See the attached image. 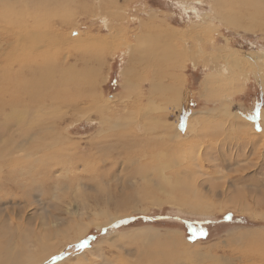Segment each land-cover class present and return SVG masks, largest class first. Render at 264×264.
Segmentation results:
<instances>
[{
    "label": "rangeland",
    "instance_id": "374dc122",
    "mask_svg": "<svg viewBox=\"0 0 264 264\" xmlns=\"http://www.w3.org/2000/svg\"><path fill=\"white\" fill-rule=\"evenodd\" d=\"M18 24L29 39L17 42ZM27 53L38 69L32 82L73 64L81 80L74 89L67 77L53 90L65 104L41 109L52 147L18 170L0 158L3 254L9 243L27 246L16 264L39 253L23 244L27 224L35 229L44 218L54 238L45 264H76L97 247L111 264H247L245 256L261 253L264 199L250 197L240 212L211 185H264V59L256 61L264 55V0H0L4 98L15 92L14 73L25 74L18 64ZM23 74L18 87L28 88ZM186 101L196 108L185 109ZM11 112L0 111V124ZM41 131L36 125L31 134ZM21 134L11 132L8 150L23 144ZM75 222L85 226L78 236ZM67 225L69 238L55 232ZM172 235L179 248L166 256Z\"/></svg>",
    "mask_w": 264,
    "mask_h": 264
},
{
    "label": "bare ground",
    "instance_id": "6f19581e",
    "mask_svg": "<svg viewBox=\"0 0 264 264\" xmlns=\"http://www.w3.org/2000/svg\"><path fill=\"white\" fill-rule=\"evenodd\" d=\"M261 1V0H260ZM244 3V1H243ZM235 4H239L238 3H235ZM21 22H25L24 20L21 21ZM106 23V22H105ZM17 24V23H16ZM22 24H18L17 26H15V29H17V42L18 40L20 39V41H24V40H27V38L29 39L28 35L31 34L32 32H30V30H28L27 33L26 30H24V27L21 26ZM30 26V25H28ZM10 28V27H9ZM29 29V28H28ZM252 29V28H251ZM24 30V32H22ZM23 33V34H22ZM24 34H26L27 36H25ZM9 35V34H8ZM168 35V34H167ZM166 34L163 35H158L159 37V40L161 42H163L165 44L166 41V38H169ZM15 36V35H14ZM33 36V35H32ZM7 37V36H6ZM16 37V36H15ZM172 39V38H171ZM138 42L137 43H140V37L139 39H137ZM164 40V41H163ZM169 45V44H168ZM2 46V45H1ZM26 46V45H25ZM165 46H167L165 44ZM139 47L140 46H133L132 48L131 47H128L130 49L129 52H133L135 53L136 51L138 52L139 51ZM128 52V53H129ZM31 54V53H29ZM28 53L27 54H24L22 59H23V63L21 62L22 59L20 60L19 58V62L20 64L16 63L19 65V68L20 70H25V74H22L23 75H27L29 76L28 78V82H30L32 85L28 88H20L18 87L19 84H21V82L19 83V76L22 75L20 74V71L14 73L15 75V78H17L18 80H16L14 83L11 84V82H9V89L13 88L15 90V92H11L10 94H7V97L4 98L3 96L5 95H0V111L6 109V110H12L11 113H5L7 115H5V118H4V123H1L0 124V129H1V132H2V136H3V139H2V142H0L1 144V149L0 148V158L1 161L3 160L4 163H3V166L4 167H7L9 168V165L14 167L15 169H20V167L22 168L25 164L24 162H21L25 159H30L32 156H34V153L38 152L44 148V150L46 148H50L52 147L51 144H46L44 143L43 141V138L44 137H47V139L51 138L52 139V136H49V129L45 126V124L43 122L38 121L37 119H42V117L44 116V114H41V109L43 108V106H46V108L49 107V105H55L56 103L57 104H63L65 102V98L67 96H64L62 99H59L58 96L59 94L57 93V90L56 91H53L55 90V88L57 87L58 84H62V85H65L67 84V82L65 81H68V78L67 77H70V76H73L72 81L71 82V86L70 87H73L74 89H77L79 87H75V86H78L79 83H78V80H81V77H80V74H79V71L76 70V64H73V66H71L67 71L65 72H62V74L60 73H55V74H52L51 76L49 77H45V76H42L41 74L38 75V79L33 81L30 79L32 75L35 76L36 74V69L37 67H35L36 69H34V67L32 68V66L30 64H32L34 62V57L30 59V56ZM133 54V53H132ZM129 55V54H128ZM137 56V55H136ZM32 57V56H31ZM130 57V56H129ZM132 57V56H131ZM264 59V55H258L256 61H258L257 63H259L260 60H263ZM136 60V59H135ZM31 61V62H30ZM134 61V60H132ZM255 61V62H256ZM262 62V61H261ZM78 63V62H77ZM34 65V64H32ZM236 66V65H235ZM225 67V66H224ZM18 68V67H17ZM40 69V68H39ZM38 70V69H37ZM42 71V70H41ZM50 71V70H49ZM222 72V71H221ZM33 73V74H31ZM12 75V73H11ZM55 75H62L60 76L61 78L60 79H56V76ZM33 77V76H32ZM35 79V78H34ZM21 80V79H20ZM86 80V79H85ZM24 81V80H23ZM69 84V83H68ZM86 84V83H85ZM7 84H5V87H6ZM75 85V86H74ZM8 86V85H7ZM80 86V85H79ZM2 87V86H1ZM27 87V85H26ZM66 87V86H65ZM39 88H42L43 91H41ZM1 89V88H0ZM5 89V88H4ZM8 89V91H10ZM70 89V88H69ZM7 89H5L6 91ZM45 90V91H44ZM47 90V91H46ZM35 91V95H34V92ZM50 92L52 93V96L51 98L49 99V97L47 96V92ZM174 91V89H173ZM2 92V91H1ZM171 92V91H170ZM175 92V91H174ZM178 94V92L176 93ZM34 95V96H33ZM33 96V98H32ZM173 96V95H172ZM177 97V96H176ZM174 98V97H173ZM63 100V101H62ZM47 101H49L50 103L47 104ZM40 102H42V104H40ZM67 103V102H66ZM65 104V103H64ZM73 105H76L78 103H71ZM73 105L71 107H73ZM19 107V108H18ZM39 108V110H38ZM45 108H43L42 110H44ZM46 111V110H45ZM44 111V112H45ZM32 113H35L32 118H30V122L29 120L27 119L29 117V114H32ZM43 113V112H42ZM2 115V114H1ZM4 115V113H3ZM2 115V116H3ZM1 119V118H0ZM3 120V118H2ZM10 121V123H8ZM3 122V121H2ZM15 125V127H14ZM40 126V127H43L45 128V131H41V132H38V136L34 137L35 133L31 134V131L33 130V128L35 126ZM189 126V125H188ZM16 127L17 129H19V131L22 133L21 135H23L24 137V141H21V143L23 142L22 145H20L18 142L19 145H16V143H14V146L12 148V150H8L7 149V146L8 144H10L9 142L13 143V140L10 138L11 136V132L15 131L16 130ZM119 127V126H118ZM122 127V126H121ZM124 128V127H123ZM126 128V127H125ZM52 130V128H50ZM122 129V128H121ZM1 134V133H0ZM37 134V133H36ZM172 134V133H171ZM170 134V135H171ZM169 135V133H168ZM175 137V135H174ZM22 139V138H21ZM34 139H37L38 140V143L36 145H32L30 142ZM172 140H174L175 138H171ZM39 140H42L41 142ZM179 140V139H177ZM59 141L56 139V141H53L56 145V142ZM134 141V140H132ZM43 142V143H42ZM174 142V141H172ZM120 143V142H119ZM125 143H129L128 141L125 142ZM133 143V142H132ZM171 143V141H170ZM175 143V142H174ZM112 144V143H111ZM103 145V144H101ZM121 146H126V144H120ZM129 145H131L129 143ZM173 145V144H172ZM127 147V146H126ZM25 148H28L29 150L28 151H25ZM130 148V147H129ZM122 149L126 150L125 147H123ZM127 151V150H126ZM129 151V150H128ZM18 153H21L22 155H20V157H15V154H18ZM6 157H8V159H6ZM14 157V158H13ZM134 157V156H133ZM136 157V156H135ZM13 158V159H11ZM129 159V158H128ZM141 159V158H140ZM194 159V158H193ZM35 160V159H34ZM39 161V160H38ZM38 161H34V162H38ZM42 161V160H41ZM40 161V162H41ZM68 161V160H67ZM128 161V160H127ZM138 161V159H137ZM197 161V158L193 161L196 162ZM200 161V160H199ZM33 162V163H34ZM71 163V162H69ZM131 164V162H129ZM137 163V162H136ZM41 164V163H39ZM128 164V163H127ZM51 165V164H50ZM196 165V163H195ZM35 167V166H34ZM201 168V166L199 167ZM139 169V168H138ZM28 170L31 171V167L28 168ZM23 171V170H21ZM139 171V170H138ZM67 173L69 172V170L66 171ZM201 172V171H199ZM188 173L189 172H183V174L185 176H188ZM190 174V173H189ZM162 175V173H161ZM221 176V175H220ZM226 176V175H225ZM224 176V178H225ZM162 179V178H161ZM164 179L165 180H169V177L167 176H164ZM113 182V181H112ZM156 185V184H155ZM211 186H216V188H220L222 187V191L225 192L227 194V196L229 195V201L232 202L233 204L237 205V209L240 211V212H248V209H249V206H250V197L253 196L252 201L254 204H257L258 203V200H260L261 198L264 199V185H260V186H247V185H241L239 186L238 185H231V186H228V183H222V184H216V183H213ZM87 187V186H86ZM231 189V191H229V189ZM84 189V188H83ZM217 190V189H216ZM257 201V202H256ZM155 205L158 203V202H154ZM159 204V203H158ZM260 206V205H259ZM257 207V206H256ZM21 209V208H20ZM103 212V211H101ZM257 212V211H256ZM69 215V213H67ZM257 214V213H256ZM5 216V215H4ZM13 218V217H12ZM9 219L8 217V220H10L7 224H11L13 223V219ZM20 220V219H19ZM62 220V219H61ZM60 220V221H61ZM17 221V220H16ZM15 221V222H16ZM28 221V220H27ZM57 221V219H56ZM63 221V220H62ZM21 222V221H20ZM19 222V223H20ZM23 222V221H22ZM21 222V223H22ZM79 222V221H78ZM78 222H75V226L76 229H77V232H76V236L77 233H82L84 230H85V226L83 227V225H81V223L79 224ZM6 223V221H5ZM53 224H56L58 225L55 221L52 222ZM6 224V225H7ZM18 225V224H17ZM22 226V225H20ZM30 225L29 223L27 224V229H28V232L29 233H25L27 235V240L24 241V244L23 245H28L30 247H32L31 245H37L40 249L39 253L37 252V254L35 252H31L33 253V255H30L28 258H25V262L23 260V263L24 264H45L47 263V261H49V259H51L52 257L47 254L48 251L52 248V243H53V239L52 238L53 236H51V232L50 230L48 229L47 227V221L45 220V218L43 219V222L39 225H37L35 227V229L33 228H28ZM1 227V226H0ZM26 227V226H25ZM51 227V225H50ZM55 228H57V226H54ZM17 232H18V227H15ZM20 228V227H19ZM9 228H7V231H8ZM15 230V232H16ZM67 230L69 231H74V226H69L67 225L66 228H65V231L63 230H59L57 229L55 232H62L66 237H70V233H65ZM14 231V230H13ZM27 231V230H26ZM22 232V231H21ZM20 232V234H21ZM249 233V232H247ZM258 235V232H256ZM18 235V234H17ZM23 235L24 233L21 235L22 239H23ZM24 235V236H26ZM154 235V234H152ZM75 236V237H76ZM4 237V236H3ZM9 237V236H8ZM64 237V239L66 238ZM174 239H173V238ZM19 238V236H18ZM15 239V238H14ZM149 239V238H147ZM176 239V236L175 235H172V236H168L167 237V240L169 241V244L166 246H171L172 250L170 249V252L171 253H165L166 256H170L172 255V253H174L175 250H177L179 247L176 246V243H175V240ZM24 240V239H23ZM11 241V240H10ZM13 241V240H12ZM11 241V242H12ZM45 241H47V243L45 244ZM51 241L50 245L48 246V243ZM9 242V241H8ZM14 243H16V241H13ZM179 242V241H178ZM4 244V242H3ZM18 244V243H17ZM17 244H12V243H9L7 249L4 248L5 250V253L3 254V252L0 250V264L2 262H6V264H16L17 261L19 260L21 254H22V251H23V247H21L22 250H19L17 251L16 249V245ZM20 244V243H19ZM181 244V242H179V245ZM1 245V244H0ZM5 245V244H4ZM3 245V246H4ZM178 245V244H177ZM178 245V246H179ZM7 246V244L5 245ZM20 246H22L21 244L17 247H19L18 249H20ZM27 247V246H25ZM24 247V248H25ZM264 247V246H263ZM33 248V247H32ZM35 249V247H34ZM49 249V250H48ZM182 249V248H181ZM25 251V250H24ZM34 251V250H33ZM264 252V248L261 249V253L258 252L256 254L255 257H248L246 258L245 256V259L249 262L247 264H263V260H264V254H262ZM35 253V254H34ZM46 255L44 256L43 255ZM25 254V252H24ZM23 254V255H24ZM27 254V253H26ZM51 254V253H50ZM201 255V252L199 253ZM203 254V253H202ZM106 254L103 253V251L100 249V247H97L95 249H92L90 252H89V256H84L82 255L81 257H79V259H77V263L76 264H98L97 261L98 260H101L100 262L102 264H111V262L109 260L106 259L105 257ZM160 255H162V253H160ZM205 255V254H203ZM196 256V255H195ZM209 253L206 252V259H208L209 257ZM163 258V257H162ZM202 258V257H201ZM27 259V260H26ZM167 259V258H166ZM205 259V258H204ZM170 260V259H169ZM76 262V261H75ZM20 263H21V260H20ZM21 263V264H23ZM124 263V262H123ZM63 264V263H61ZM121 264V263H120Z\"/></svg>",
    "mask_w": 264,
    "mask_h": 264
},
{
    "label": "trees",
    "instance_id": "16d2710c",
    "mask_svg": "<svg viewBox=\"0 0 264 264\" xmlns=\"http://www.w3.org/2000/svg\"><path fill=\"white\" fill-rule=\"evenodd\" d=\"M191 92H192V89H190V88H188L186 91H185V94L187 95V94H191ZM183 107L186 109V108H190V109H195L196 108V106H195V104H194V102L192 101V102H185V105H183Z\"/></svg>",
    "mask_w": 264,
    "mask_h": 264
},
{
    "label": "snow or ice",
    "instance_id": "6c2138e0",
    "mask_svg": "<svg viewBox=\"0 0 264 264\" xmlns=\"http://www.w3.org/2000/svg\"><path fill=\"white\" fill-rule=\"evenodd\" d=\"M87 246V241H84L81 245V247H86Z\"/></svg>",
    "mask_w": 264,
    "mask_h": 264
}]
</instances>
